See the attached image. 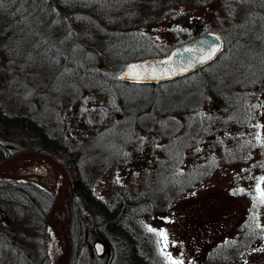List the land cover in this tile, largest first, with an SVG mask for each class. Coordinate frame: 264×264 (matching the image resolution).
<instances>
[{
    "label": "rangeland",
    "instance_id": "obj_1",
    "mask_svg": "<svg viewBox=\"0 0 264 264\" xmlns=\"http://www.w3.org/2000/svg\"><path fill=\"white\" fill-rule=\"evenodd\" d=\"M224 3L180 0L167 11L155 13L139 6L140 20L148 15L139 26L164 53L206 31L218 32L225 44L231 28L246 13L233 0L229 6ZM259 20L264 22V16ZM7 21L0 14V110L34 121L45 134L15 132L6 126L9 130H0L1 150L11 155L37 151L40 141L50 138L68 151L58 154L67 162L72 178L76 175L73 153L79 154L81 179L107 206H115L118 194L144 198L149 207L138 216L132 214L137 222L131 226L147 264H264V199L260 196L264 192V76L240 89L243 95L223 92L221 101L212 95L203 101L192 92L150 94L142 86L116 88L107 95L80 80L60 82L58 70L34 58L27 41L16 43L19 29L26 33L29 26L11 27ZM38 22L34 28L40 34L74 56L84 55L88 46L106 49L111 45L99 34L96 21L77 37L68 32V38L48 22L42 26ZM78 37H83V47L76 45ZM254 50L264 52L263 39L246 42L244 52ZM247 104L246 124L220 128L215 143L213 136H205L220 127L223 114L218 107L234 115ZM236 147L243 149L239 159H234ZM24 183L50 194L34 182L0 179V264H51L44 228L52 203L44 198L38 202L35 190ZM68 195L66 236L72 204ZM248 215H254L263 228L261 236L237 256L207 260L219 244L239 241ZM160 232L166 234V241ZM79 234L74 238V264H126L117 246L104 247L98 255L93 245L102 243L100 239L92 233ZM68 251L70 264V246Z\"/></svg>",
    "mask_w": 264,
    "mask_h": 264
},
{
    "label": "trees",
    "instance_id": "obj_2",
    "mask_svg": "<svg viewBox=\"0 0 264 264\" xmlns=\"http://www.w3.org/2000/svg\"><path fill=\"white\" fill-rule=\"evenodd\" d=\"M178 1L180 0H0V14L6 15L7 23L12 24L11 27L17 23L21 26H29L26 33H21L19 29L17 33L19 41L17 40L16 43L27 41L34 58L46 60L49 66L58 70L57 75L60 82L80 80L88 85H95L107 95H111L113 89L116 88L127 89L125 86H142L151 90L150 94L164 91L177 96L185 92L198 93L199 98L203 101L209 95L218 98H215V101L219 99L221 101L222 93L227 91L229 92L228 96L233 93L243 95L244 92L240 89L249 88L264 76V52L258 50L244 52L247 41L254 44L259 40H264V35H262L264 22L259 20L261 16H264V0H247V3H244L245 0H233L237 8L245 11V17L231 28L230 39L225 42L218 56L196 72L155 85L127 84L120 80L119 73L126 62L164 54L153 41L143 35L139 25L148 15L140 20L138 16L141 7L139 6L144 9L149 8V13H155L167 11ZM228 1L224 0L225 6L230 5ZM35 21H39L40 26L48 22L57 28L58 32H62L65 38H68V32L77 37L82 28L96 21L99 34L104 41L111 45L106 49L88 46L84 55L74 56L70 52L60 50L47 36L40 34L34 28ZM9 29L13 30L14 28ZM249 32L252 35L248 34ZM122 38L126 40H122ZM75 40L78 48L85 45L83 37ZM251 65L252 72L248 71V66ZM249 105L251 106V103ZM249 105H245L239 114L234 115L225 114L218 107V111L223 114L220 119V127L205 136H213L215 143V133L220 128L231 124L238 126L246 124L249 118L245 117L248 114L246 108ZM6 126L15 132L30 131L34 135L45 134L42 127L34 121L25 117L7 116L0 110V130H9ZM48 139L45 142L38 139L41 146L37 151L53 156L64 165L69 174L67 162L58 154L64 149L58 142ZM242 151V147L233 149L234 159L241 158ZM69 154L72 153L69 152ZM10 155L0 149L2 158H7ZM78 158L79 154L73 153L71 162L75 167L76 175L73 178L69 175V193L72 202L67 236L71 248L70 264L75 262L77 250L74 238L79 232L78 236H81L82 232L94 234L108 249L117 246L119 254L125 259L123 260L126 264H147L146 258L138 251V243L131 226V222H137L132 214L136 213L135 215L138 216L146 212L149 207L147 201L144 198L141 199V196L131 197L118 194L115 206H107L81 179L78 171L80 164ZM213 161L214 159H211L207 166ZM198 173L204 174L200 169H198ZM192 182L194 181L190 183ZM24 185L35 190L38 202L43 201L44 198L48 204L52 203V195L47 194L34 184L24 183ZM187 186H184L183 190ZM84 218L88 222L87 225L84 224ZM78 224L79 228L77 229ZM240 229L241 235L238 242L219 244L208 254L207 260L219 257L217 260L222 261L231 256H237L252 245L263 232V228L255 220L254 215H248ZM74 232L76 233L74 234Z\"/></svg>",
    "mask_w": 264,
    "mask_h": 264
},
{
    "label": "water",
    "instance_id": "obj_3",
    "mask_svg": "<svg viewBox=\"0 0 264 264\" xmlns=\"http://www.w3.org/2000/svg\"><path fill=\"white\" fill-rule=\"evenodd\" d=\"M213 47L216 49L214 52H212ZM223 47L224 40L218 32L206 31L176 45L161 56L145 57L126 62L121 70L120 78L124 83L136 85H155L173 81L190 75L212 62ZM129 69H135V71L130 73ZM19 158H28L49 165L57 170L61 176L60 187H57L56 192L51 194L53 201L46 218L44 233L50 263L63 264L53 240V219L57 208L69 194V175L62 163L53 156L39 151H21L7 158L0 156L2 161L0 171L6 169ZM65 242L67 249H69L67 236ZM93 246L96 254L103 253L105 246L102 243L95 242Z\"/></svg>",
    "mask_w": 264,
    "mask_h": 264
},
{
    "label": "bare ground",
    "instance_id": "obj_4",
    "mask_svg": "<svg viewBox=\"0 0 264 264\" xmlns=\"http://www.w3.org/2000/svg\"><path fill=\"white\" fill-rule=\"evenodd\" d=\"M4 178L34 182L45 188L50 194L55 193L61 183V176L57 170L28 158H19L6 169L0 171V179ZM69 207V195H66L57 208L53 219V240L63 264H67L69 261V251L65 242Z\"/></svg>",
    "mask_w": 264,
    "mask_h": 264
},
{
    "label": "snow or ice",
    "instance_id": "obj_5",
    "mask_svg": "<svg viewBox=\"0 0 264 264\" xmlns=\"http://www.w3.org/2000/svg\"><path fill=\"white\" fill-rule=\"evenodd\" d=\"M215 50H216V49L213 47V48H212V52H214ZM133 71H135V69H129V72H130V73L133 72ZM261 181L264 182V177L261 178ZM257 191L259 192L260 189L258 188ZM260 196H261L262 199H264V192H260ZM150 230H151V229H150ZM159 235H160L165 241L167 240V237H166V234H165V233L160 232ZM171 264H178V262H176V261H172Z\"/></svg>",
    "mask_w": 264,
    "mask_h": 264
}]
</instances>
